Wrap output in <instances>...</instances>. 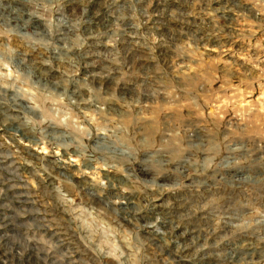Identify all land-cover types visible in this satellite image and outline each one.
Listing matches in <instances>:
<instances>
[{
  "label": "rangeland",
  "instance_id": "obj_1",
  "mask_svg": "<svg viewBox=\"0 0 264 264\" xmlns=\"http://www.w3.org/2000/svg\"><path fill=\"white\" fill-rule=\"evenodd\" d=\"M0 264H264V0H0Z\"/></svg>",
  "mask_w": 264,
  "mask_h": 264
}]
</instances>
